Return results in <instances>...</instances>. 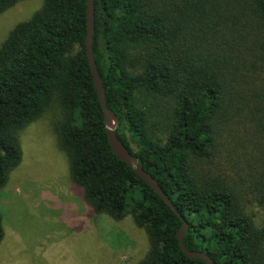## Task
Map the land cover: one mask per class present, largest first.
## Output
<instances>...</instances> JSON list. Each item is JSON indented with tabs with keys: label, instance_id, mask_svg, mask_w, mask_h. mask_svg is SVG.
Listing matches in <instances>:
<instances>
[{
	"label": "trees",
	"instance_id": "16d2710c",
	"mask_svg": "<svg viewBox=\"0 0 264 264\" xmlns=\"http://www.w3.org/2000/svg\"><path fill=\"white\" fill-rule=\"evenodd\" d=\"M23 0H0V14ZM87 0H45L0 47V189L49 107L94 216L131 215L139 264H264V0H95L94 55L118 137L179 215L111 147L87 54ZM5 235L0 211V243Z\"/></svg>",
	"mask_w": 264,
	"mask_h": 264
},
{
	"label": "rangeland",
	"instance_id": "374dc122",
	"mask_svg": "<svg viewBox=\"0 0 264 264\" xmlns=\"http://www.w3.org/2000/svg\"><path fill=\"white\" fill-rule=\"evenodd\" d=\"M44 2L23 0L0 14V47ZM57 106L21 131L22 162L0 189V264H139L150 248L147 232L131 215L94 216L83 189L72 183Z\"/></svg>",
	"mask_w": 264,
	"mask_h": 264
},
{
	"label": "water",
	"instance_id": "95a60500",
	"mask_svg": "<svg viewBox=\"0 0 264 264\" xmlns=\"http://www.w3.org/2000/svg\"><path fill=\"white\" fill-rule=\"evenodd\" d=\"M88 6V35L86 39L87 54L89 62L92 68L95 85L98 91L100 102L103 108L104 118L106 122V130L109 137V141L112 149L116 155L123 161H125L133 170L146 182L148 183L179 215V209L169 197L167 192L163 189L159 181L147 170H145L139 157L132 154L130 150L118 137V127L120 120L118 115L107 106L106 91L103 84V80L97 62L94 55V34H95V0H87ZM184 219V217L181 215ZM189 224L184 219V224L178 232V238L183 251L192 258H198L205 260L208 264H216L214 259L206 252L203 251H191L185 245V235L188 230Z\"/></svg>",
	"mask_w": 264,
	"mask_h": 264
}]
</instances>
